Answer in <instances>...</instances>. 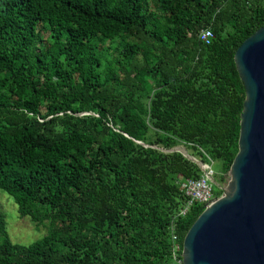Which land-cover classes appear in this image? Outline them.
I'll return each instance as SVG.
<instances>
[{
    "label": "trees",
    "instance_id": "trees-1",
    "mask_svg": "<svg viewBox=\"0 0 264 264\" xmlns=\"http://www.w3.org/2000/svg\"><path fill=\"white\" fill-rule=\"evenodd\" d=\"M263 23L264 0H0V190L47 223L13 243L0 208V264H169L171 233L182 249L204 209L179 214L183 184L203 172L152 145L217 161L227 183L234 53Z\"/></svg>",
    "mask_w": 264,
    "mask_h": 264
},
{
    "label": "water",
    "instance_id": "water-1",
    "mask_svg": "<svg viewBox=\"0 0 264 264\" xmlns=\"http://www.w3.org/2000/svg\"><path fill=\"white\" fill-rule=\"evenodd\" d=\"M234 63L244 86L238 150L225 187L207 175L222 194L204 207L186 232L184 264H264V23L237 47ZM152 147L179 152L206 175L209 165L183 145Z\"/></svg>",
    "mask_w": 264,
    "mask_h": 264
},
{
    "label": "rangeland",
    "instance_id": "rangeland-1",
    "mask_svg": "<svg viewBox=\"0 0 264 264\" xmlns=\"http://www.w3.org/2000/svg\"><path fill=\"white\" fill-rule=\"evenodd\" d=\"M210 166L215 173L219 169V163L217 161L210 163ZM226 185L227 183L222 185V187H225ZM0 208L5 214L6 230L11 242L27 245L32 241L41 238L46 233L47 223L36 226L28 217H21L13 199L1 190Z\"/></svg>",
    "mask_w": 264,
    "mask_h": 264
},
{
    "label": "built area",
    "instance_id": "built-area-1",
    "mask_svg": "<svg viewBox=\"0 0 264 264\" xmlns=\"http://www.w3.org/2000/svg\"><path fill=\"white\" fill-rule=\"evenodd\" d=\"M213 34L210 29L205 28L199 33V39L205 44L210 43V39ZM207 175L213 176V170L210 166L206 169V175L203 174L198 179H187L183 184V189L188 197V201L185 203L184 207L179 211V214H184L188 205L192 201H198L203 203L204 207L210 204L213 199L212 184L207 178ZM171 239L173 240V246L170 251V261L169 264H184L183 263V252L179 248L178 244L175 242L176 235L171 233Z\"/></svg>",
    "mask_w": 264,
    "mask_h": 264
},
{
    "label": "clouds",
    "instance_id": "clouds-1",
    "mask_svg": "<svg viewBox=\"0 0 264 264\" xmlns=\"http://www.w3.org/2000/svg\"><path fill=\"white\" fill-rule=\"evenodd\" d=\"M210 166V165H209ZM211 167V166H210Z\"/></svg>",
    "mask_w": 264,
    "mask_h": 264
}]
</instances>
